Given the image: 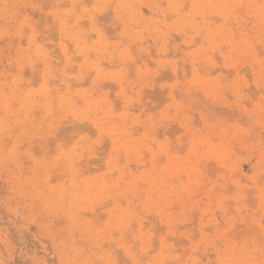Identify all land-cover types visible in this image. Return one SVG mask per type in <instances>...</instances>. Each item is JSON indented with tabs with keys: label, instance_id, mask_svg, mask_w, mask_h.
<instances>
[{
	"label": "rangeland",
	"instance_id": "obj_1",
	"mask_svg": "<svg viewBox=\"0 0 264 264\" xmlns=\"http://www.w3.org/2000/svg\"><path fill=\"white\" fill-rule=\"evenodd\" d=\"M0 264H264V0H0Z\"/></svg>",
	"mask_w": 264,
	"mask_h": 264
},
{
	"label": "bare ground",
	"instance_id": "obj_2",
	"mask_svg": "<svg viewBox=\"0 0 264 264\" xmlns=\"http://www.w3.org/2000/svg\"><path fill=\"white\" fill-rule=\"evenodd\" d=\"M206 105V104H205Z\"/></svg>",
	"mask_w": 264,
	"mask_h": 264
}]
</instances>
